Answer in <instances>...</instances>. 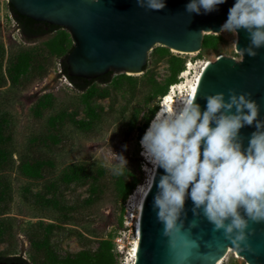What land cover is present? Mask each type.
I'll return each instance as SVG.
<instances>
[{"label": "rangeland", "instance_id": "rangeland-1", "mask_svg": "<svg viewBox=\"0 0 264 264\" xmlns=\"http://www.w3.org/2000/svg\"><path fill=\"white\" fill-rule=\"evenodd\" d=\"M7 4L0 0V257L52 264L86 252L99 264H130L137 203L131 196L150 175L142 168L138 133L163 105L157 92L170 76L169 57L188 65L172 105L186 98L205 62L221 55L240 60L235 34H210L218 39L215 48L192 55L172 50L162 55L161 46H154L141 74H116L81 92L60 73L65 51L47 46L62 34L69 49V34L58 29L24 40ZM19 56L28 64L17 76ZM120 154L128 163L118 177L111 165ZM25 164H38L40 176L24 175ZM222 264L247 263L230 249Z\"/></svg>", "mask_w": 264, "mask_h": 264}, {"label": "water", "instance_id": "water-1", "mask_svg": "<svg viewBox=\"0 0 264 264\" xmlns=\"http://www.w3.org/2000/svg\"><path fill=\"white\" fill-rule=\"evenodd\" d=\"M188 2L165 0V8L155 11L138 6L136 0H7L18 14L65 30L72 42L65 59L67 74L87 80L109 72L112 76L139 75L157 45L182 54L198 53L204 35L218 34L234 0L206 15L186 12ZM234 41L239 49L251 43L244 29L238 30ZM256 51L255 57L245 54L242 61L221 55L204 65L194 94L202 110L207 95L222 92L227 100L232 90L249 93L260 106L258 118L264 120V47ZM255 130V124L240 130L245 147ZM162 172L158 169L157 181ZM156 191L154 185L141 203L133 264H220L229 249L247 264H264V222L249 221L246 245L237 247L222 229L214 231L202 210L194 213L187 199L180 233L170 238L163 235V225L153 210Z\"/></svg>", "mask_w": 264, "mask_h": 264}, {"label": "clouds", "instance_id": "clouds-1", "mask_svg": "<svg viewBox=\"0 0 264 264\" xmlns=\"http://www.w3.org/2000/svg\"><path fill=\"white\" fill-rule=\"evenodd\" d=\"M226 2L189 0L185 10L206 15ZM136 3L155 11L166 6L165 0ZM240 29L249 33L251 41L244 49L233 42L242 61L245 54L255 57L256 50L264 47V0H234L218 33L236 34ZM205 99L203 110L196 97L189 96L155 112L139 142L146 161L142 168L150 174L144 196L155 185L153 210L163 235L172 238L180 233V218L190 199L194 213L202 210L214 231L222 229L225 238L240 247L250 234L246 233L249 221L264 222V120L258 118L260 106L249 93L230 90L227 100L222 92ZM253 124L256 130L245 147L240 130ZM116 156L111 171L119 177L128 162L122 154ZM158 169L163 172L157 181Z\"/></svg>", "mask_w": 264, "mask_h": 264}, {"label": "trees", "instance_id": "trees-1", "mask_svg": "<svg viewBox=\"0 0 264 264\" xmlns=\"http://www.w3.org/2000/svg\"><path fill=\"white\" fill-rule=\"evenodd\" d=\"M7 6L24 40L31 41L33 39L47 36L53 33L54 31L61 29L60 27L49 25L45 22H37L28 17L22 16L18 14L10 4H7ZM213 36L204 35L201 48H207V47L215 48V43L217 42L218 39L214 38ZM47 46L53 52L60 53L62 51H65V55L60 61V73L68 80V82L76 90L82 92L88 89L94 82L106 84L110 81V77L113 74L111 72L97 79H91V80L83 79L80 77L69 76L66 71L65 59L67 54L71 51L72 46L69 47V49H66L65 39L62 34L48 41ZM157 52H159L162 55H168L169 49L161 47V49L158 50ZM17 60L18 61L14 67V70L16 75L18 76L19 74L25 72L26 66L28 64V59L25 56H19ZM168 64H169L170 76L167 78L165 86L161 87L157 92L163 97L167 95L168 86L177 84L179 80L178 79L179 74L185 70L184 60H182L180 57L170 55ZM145 69H146V65L143 67V71ZM122 76L125 78L130 77L125 74H123ZM156 111H158L156 108L153 109L151 111V116ZM147 127H148L147 122H145L143 127L139 129L138 137L140 139L144 134V129L145 128L147 129ZM22 172L24 175H26L29 178H37L40 176V169L38 164H25L24 167L22 168ZM136 185L137 183H133L132 185H130V187L125 191L124 197L130 195L131 191L135 188ZM0 262H20L24 264H29L25 259H22L21 257H0ZM52 264H99V263L97 262L95 256L93 255L91 256L89 253L86 252H80L79 254L74 256H67L64 259L55 260V262H53Z\"/></svg>", "mask_w": 264, "mask_h": 264}, {"label": "bare ground", "instance_id": "bare-ground-1", "mask_svg": "<svg viewBox=\"0 0 264 264\" xmlns=\"http://www.w3.org/2000/svg\"><path fill=\"white\" fill-rule=\"evenodd\" d=\"M187 54L188 55H192L194 53H187ZM208 62H205L201 66L200 70L197 72V74H196V76H195L192 84L189 87L188 94H187L186 98L189 97V96H194L195 91H196V87H197V83L199 81V77H200V74H201V70L204 67V65H206ZM182 76H184V74H182ZM180 88L181 87L178 86V85H176V84L172 86V89L170 90V92L166 96H164V98H163V105H162V107L168 106L170 103H174L173 97H172L173 96V91H174V89H180ZM149 179H150V175H149L148 181H149ZM146 189H147V183H146V185L143 188L139 189L137 192H135L134 195L131 196V198L133 200H136L137 203H136V209H135V220H134V224H133L134 232H135V238H134V241H133L132 249L130 251V255H131V263L130 264H133L134 258H135L136 242H137V234H138V226H139V217H140V210H141V203H142V200L144 198V192L146 191ZM227 254H228V252H227ZM225 258H226V256L224 257V259ZM224 259H223V261H224ZM222 263H220V264H222Z\"/></svg>", "mask_w": 264, "mask_h": 264}, {"label": "built area", "instance_id": "built-area-1", "mask_svg": "<svg viewBox=\"0 0 264 264\" xmlns=\"http://www.w3.org/2000/svg\"><path fill=\"white\" fill-rule=\"evenodd\" d=\"M185 68L187 69V68H188V65H186ZM184 72H185V70H184L183 72L180 73L178 79H180V78L182 77V74H183ZM174 85H175V84H174ZM172 86H173V85L170 86V89H172ZM162 98H164V97H162ZM129 198H130V197H129ZM126 214H128V213L126 212ZM128 215H130V214H128ZM130 218H132V217H130Z\"/></svg>", "mask_w": 264, "mask_h": 264}]
</instances>
